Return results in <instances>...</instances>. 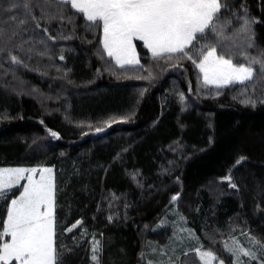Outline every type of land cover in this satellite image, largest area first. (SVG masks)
<instances>
[{"label":"trees","instance_id":"trees-1","mask_svg":"<svg viewBox=\"0 0 264 264\" xmlns=\"http://www.w3.org/2000/svg\"><path fill=\"white\" fill-rule=\"evenodd\" d=\"M227 6L217 21L218 29L231 21L225 50L237 64L246 63L240 53L264 59V0ZM245 14L256 21L252 48L239 35ZM101 34L102 23L70 4L0 0V165L53 166L64 264H94L93 239L99 264H147L149 246L172 235L170 225L157 228L170 208L226 264H234L227 239L247 233L264 244V75L247 96L244 86H204L192 60L155 59L138 40L141 63L120 68ZM215 44L198 37L189 54L198 63ZM249 97L254 106L241 102ZM18 192L0 198V231ZM194 251L178 264H202Z\"/></svg>","mask_w":264,"mask_h":264},{"label":"snow or ice","instance_id":"snow-or-ice-1","mask_svg":"<svg viewBox=\"0 0 264 264\" xmlns=\"http://www.w3.org/2000/svg\"><path fill=\"white\" fill-rule=\"evenodd\" d=\"M57 3L70 4L71 9L91 25L102 23L103 49L120 68L139 66L134 44L138 40L143 42L155 59H170L178 54L192 60L203 76L204 86H244V95L247 96L248 85H252V92H255L257 71L264 75V59H249L245 53H240L246 63L237 64L235 57L224 48L226 40L222 39L221 34L231 21L219 26V29L217 21L228 7L227 0H57ZM254 23L256 21L245 14L239 30V35L244 37L243 47H254V37L249 35ZM208 35L216 37V44L210 47L205 45L207 50H201L202 58L197 63L189 53L198 37ZM218 49L223 54H218ZM261 56L264 57V53ZM12 59L18 62L15 57ZM184 99L181 94V102ZM241 102L253 106L256 103L250 97ZM95 131L99 133L103 129L96 128ZM51 135L57 136L55 132ZM244 159L241 157L236 163L240 164ZM225 179L231 182V177ZM21 180L27 183L22 185L19 196L10 201L0 231V264H64L63 255L57 252L54 245L53 169L0 168V198H6L20 185ZM231 186L236 187L234 184ZM178 198L179 193L173 195L171 200L174 202ZM81 223L78 220L66 230L71 231ZM5 237H10V240ZM91 250L94 264H99L98 254L102 251L100 241L93 239ZM195 251L202 264H211L216 259L211 252ZM239 251L238 261L242 257L255 259V252Z\"/></svg>","mask_w":264,"mask_h":264},{"label":"rangeland","instance_id":"rangeland-1","mask_svg":"<svg viewBox=\"0 0 264 264\" xmlns=\"http://www.w3.org/2000/svg\"><path fill=\"white\" fill-rule=\"evenodd\" d=\"M102 39H103V27L101 34V44H102ZM139 61L141 63V58L139 59ZM34 167L36 168L47 167L53 169V166H43V165H36V166L7 165V164L0 165V168L30 169ZM53 180H54V218H55V228H56V216H55L56 190H55L54 169H53ZM25 183H27L26 180H21L20 185L16 186V188L19 189V192L15 197H13V199L19 196L20 192L23 190L22 185ZM168 214L170 215L169 216L165 215L162 217V219L157 225V228L160 229L163 226L170 225L172 228V235L170 236L169 241L164 245L158 246V244H152L149 246V255L147 259V264H178L180 253H182L187 249H190V247H194L195 250L200 249L203 252H211L216 257L214 261H211V264H226L222 259L217 257L216 253H214L210 249H206L201 246L199 239L195 236L194 230L190 226H188V224L185 222L184 217L179 212H177L175 208H170ZM165 223H170V224H165ZM6 239L10 240V237H6ZM240 249L255 252L256 253L255 259L253 260L250 257H242L238 261L237 257L240 256V251H239ZM226 250L228 253L232 255L234 264H264V260L261 257L264 255V244H260L256 242L254 238L247 233H242L237 237H234L232 239H227ZM194 253L196 254V251H194ZM196 256L198 260H200V257L197 254ZM200 262L202 263L201 260Z\"/></svg>","mask_w":264,"mask_h":264},{"label":"water","instance_id":"water-1","mask_svg":"<svg viewBox=\"0 0 264 264\" xmlns=\"http://www.w3.org/2000/svg\"><path fill=\"white\" fill-rule=\"evenodd\" d=\"M255 20H259V18H256ZM13 57H15V56H12V58H13ZM12 58H11V59H12ZM15 58H16V61H18V62H14V63H18V64H19V63H20V61L18 60V58H17V57H15ZM12 61H13V59H12Z\"/></svg>","mask_w":264,"mask_h":264},{"label":"crops","instance_id":"crops-1","mask_svg":"<svg viewBox=\"0 0 264 264\" xmlns=\"http://www.w3.org/2000/svg\"><path fill=\"white\" fill-rule=\"evenodd\" d=\"M134 44H135V41H134ZM135 46H136V44H135ZM150 52V51H149ZM136 53H137V57H138V59H140V55H139V53H138V50H137V48H136ZM151 53V52H150Z\"/></svg>","mask_w":264,"mask_h":264}]
</instances>
